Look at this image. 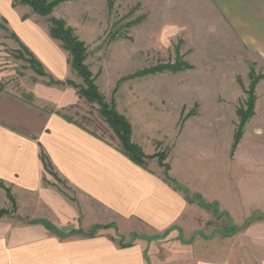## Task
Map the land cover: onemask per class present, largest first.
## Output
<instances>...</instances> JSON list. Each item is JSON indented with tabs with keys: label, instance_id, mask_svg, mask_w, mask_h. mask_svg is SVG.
<instances>
[{
	"label": "rangeland",
	"instance_id": "obj_1",
	"mask_svg": "<svg viewBox=\"0 0 264 264\" xmlns=\"http://www.w3.org/2000/svg\"><path fill=\"white\" fill-rule=\"evenodd\" d=\"M208 4L206 0H62L49 15L36 14L47 28L51 18L64 20L66 26L84 41L85 64L95 79L98 91L109 106L114 102L117 111L129 120L132 141L136 144L144 141L150 147L146 151L137 144L144 152L147 165L169 175L191 207L197 205L201 211L191 208L164 233H154L142 225L123 222L98 205L97 215L93 216L98 222L85 227L80 223L84 211L79 193L49 165L45 168V184L53 186L65 200L78 207V220L68 225L58 224L54 221L57 216L42 206L38 210L33 206L32 214L38 212L40 216L22 218L16 215L18 202L14 190L0 183L6 199L5 206L0 208L5 210L3 216L42 224L49 232L63 238L107 232L122 246L136 240L144 241L148 245L149 258L155 264H196L207 254L217 252L222 243L215 247L216 242L201 238L197 241L198 231L206 236L209 231L222 228L224 224L221 221L211 225L206 223L207 212L213 215V205L207 203L196 189L217 191L240 184L244 197L249 198L247 190L255 186L251 173L256 166H261L249 161L254 157L256 148H260L253 143L256 140L264 143V88L257 89L264 74L257 69L254 56L242 53L240 58L235 48L229 49L226 42L218 39L222 34L212 35L218 29L215 22L209 23L214 14ZM175 61L184 62L188 67L178 72L166 68ZM0 75L5 89L22 96L37 90L44 97L58 101L68 86L47 85L49 76L40 75L31 67L30 56L2 19ZM69 79L84 85L83 79L72 69ZM51 88L61 92L48 93ZM72 88L78 95L77 99L64 108L63 113L106 141L118 145L119 138L102 115L98 101L82 97L77 88ZM70 98L66 96L65 101ZM250 105H254L253 115L246 122L238 145L233 147L241 122L239 109L247 111ZM207 120L224 123L225 128L229 125L230 160L228 132L224 129V155L216 159L206 155L193 164L190 157L186 161L177 152L174 153L176 144L181 143L178 138L182 129L185 128L184 139L190 147L191 122ZM239 144L246 146L236 153ZM248 154L249 160L245 158ZM184 162H188L187 167H184ZM172 163L174 170L171 169ZM167 164L170 168L166 171ZM212 165L215 166L214 173L216 170H231V183L218 173L212 175ZM228 195L224 194L225 201L231 199ZM31 200L37 203L35 198ZM260 218L261 214L255 213L246 222L252 220V223ZM230 228L229 232L233 234L234 227ZM224 245L232 249L237 247L233 242H225Z\"/></svg>",
	"mask_w": 264,
	"mask_h": 264
},
{
	"label": "crops",
	"instance_id": "obj_2",
	"mask_svg": "<svg viewBox=\"0 0 264 264\" xmlns=\"http://www.w3.org/2000/svg\"><path fill=\"white\" fill-rule=\"evenodd\" d=\"M206 1L214 14L209 23L215 22L218 29L211 34H222L218 39L226 42L229 49L235 48L239 56L242 53L254 56L257 69L264 74V0ZM0 19L49 74L58 80L70 78L67 51L50 36L47 26L29 6L0 0ZM1 78L0 75V85H3ZM263 88L264 78L257 85L258 91ZM48 90V93L61 92H56V88ZM66 96L71 100L65 101ZM77 96L69 85L58 101L44 97L37 90L22 96L3 86L0 88V183L14 190L18 202L16 215L22 218L40 216L32 211L42 206L57 216L54 221L58 224L68 225L80 217L78 207L65 200L53 186L45 184L47 177L42 154L49 158L60 177L79 193L84 211L80 223L85 227L98 222L93 218L98 205L121 221L142 225L154 233H164L191 208L201 211L197 205L191 207L185 195L164 179L160 169L135 163L116 145L64 114L63 109L72 105ZM191 123L190 147L184 139V128L178 138L181 143L176 144L174 153L186 161L190 157L193 164L206 155L216 159L224 155V130H227L230 160L229 125L225 128L224 123L209 120ZM137 144L150 150L144 141ZM253 145L260 148H256L251 160L250 154L245 158L261 166H256L251 173L255 186L247 190L249 198L244 197L240 184L217 191L196 189L207 203L213 205V215L207 212L206 223L211 225L221 221L224 224L206 236L197 232V241L201 238L216 242L215 247H219V243L223 245L217 252L197 260L196 264H264V143L256 140ZM243 146L246 145L239 144L236 153ZM188 162H184V167ZM214 168L212 165V175L218 173L231 183L229 168V171L216 170L215 173ZM171 169L174 170L173 163ZM226 193L231 198L229 201H225ZM5 204L4 191L0 188V208ZM255 213L261 214L262 218L245 226L247 219ZM228 227H234L233 234ZM225 242L236 243L237 247L226 248ZM147 247L140 240L122 246L107 232L63 238L49 232L42 224L26 223L8 215L0 218V264H155L149 258Z\"/></svg>",
	"mask_w": 264,
	"mask_h": 264
},
{
	"label": "trees",
	"instance_id": "obj_3",
	"mask_svg": "<svg viewBox=\"0 0 264 264\" xmlns=\"http://www.w3.org/2000/svg\"><path fill=\"white\" fill-rule=\"evenodd\" d=\"M15 5H26L31 8L32 13L47 16L49 15L53 8L62 0H13ZM5 22V21H4ZM8 28V27H7ZM48 31L50 36L57 40L62 49L69 53V64L71 69L76 71L78 75L83 79L84 85L80 86L75 84L73 80H58L55 79L51 74H49L44 65L35 57V55L21 43L22 47L30 56L31 67L40 75L49 76L50 80L47 81L49 85H69L77 88L80 96L85 97L89 100H96L100 104V110L102 115L106 118L107 122L113 128L115 133L119 138V144L116 147L127 155L135 163L147 168L144 152L142 148L132 141V126L129 120L123 114L119 113L115 108V103L112 102V106L105 101L104 96L98 91L95 79L89 70L88 66L85 64L86 60V46L84 41L80 40L71 27L66 26V23L62 19L51 18L50 25L48 26ZM16 36V35H15ZM188 67L184 62L175 61L172 64L167 65L166 68L171 69L173 72H178L179 70ZM2 88V85H0ZM254 105H250L247 111L239 109V115L241 118L240 125L235 134V139L233 147H236L242 138L243 130L248 119L253 115ZM79 124V123H78ZM81 125V124H79ZM82 127H85L81 125ZM98 137L104 139L100 135L93 132ZM109 142V141H108ZM111 143V142H109ZM112 144V143H111ZM42 161L44 167L47 168L49 165L52 166L49 158L42 154ZM170 166L167 164L166 171L169 170ZM164 179L173 185V180L165 172L163 174ZM176 189L177 186H174ZM179 190V189H178ZM5 214V210H0V218ZM252 220L248 221L245 226H248Z\"/></svg>",
	"mask_w": 264,
	"mask_h": 264
}]
</instances>
